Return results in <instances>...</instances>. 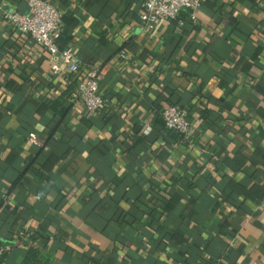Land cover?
<instances>
[{
	"label": "crops",
	"instance_id": "crops-1",
	"mask_svg": "<svg viewBox=\"0 0 264 264\" xmlns=\"http://www.w3.org/2000/svg\"><path fill=\"white\" fill-rule=\"evenodd\" d=\"M47 1L79 76L3 18L27 0H0V264L37 247L50 264H264V0L147 28L145 0ZM93 71L95 113L77 90ZM173 104L190 142L164 127Z\"/></svg>",
	"mask_w": 264,
	"mask_h": 264
},
{
	"label": "built area",
	"instance_id": "built-area-1",
	"mask_svg": "<svg viewBox=\"0 0 264 264\" xmlns=\"http://www.w3.org/2000/svg\"><path fill=\"white\" fill-rule=\"evenodd\" d=\"M202 0H145L143 13L139 20L143 28L156 26L166 21H176L183 26L180 14L183 10L193 13L200 7ZM3 18L21 35L27 36L34 44L43 48L50 56L51 71L54 75L72 74L79 76L81 62L77 59L72 47L61 48L58 44L61 38L62 15L47 0H27V11H3ZM121 58L125 54L121 53ZM65 69H61L59 63ZM97 72L93 71L79 79L77 90L81 105L89 112H98L105 108L106 100L99 94ZM164 127L190 142L194 135V126L186 110L177 106H169L161 113ZM150 127H145L143 133L148 135ZM29 141L39 144L34 133L29 135ZM3 249H0V256Z\"/></svg>",
	"mask_w": 264,
	"mask_h": 264
},
{
	"label": "trees",
	"instance_id": "trees-1",
	"mask_svg": "<svg viewBox=\"0 0 264 264\" xmlns=\"http://www.w3.org/2000/svg\"><path fill=\"white\" fill-rule=\"evenodd\" d=\"M183 23H184L183 24V26H184L185 22L183 21ZM7 84H11V86H12L11 88L14 89L15 86H13L14 85L13 82H8ZM73 85L75 86L76 83H73L72 86ZM172 106L180 107V106L175 105V104H173ZM170 132H173V131H170ZM173 133H175V132H173ZM3 257H4V252L0 256V259L2 260ZM51 258H52V255L50 254V252L46 253L44 250H42V249H40L38 247L37 248H32V249H29V251L27 252V254H26L25 258H24L23 264H50Z\"/></svg>",
	"mask_w": 264,
	"mask_h": 264
},
{
	"label": "water",
	"instance_id": "water-1",
	"mask_svg": "<svg viewBox=\"0 0 264 264\" xmlns=\"http://www.w3.org/2000/svg\"><path fill=\"white\" fill-rule=\"evenodd\" d=\"M2 244L0 243V246H1Z\"/></svg>",
	"mask_w": 264,
	"mask_h": 264
}]
</instances>
